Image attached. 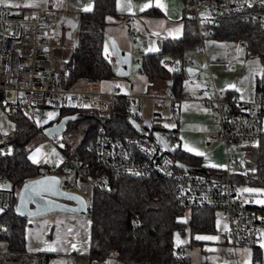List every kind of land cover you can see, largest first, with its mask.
Listing matches in <instances>:
<instances>
[{
	"label": "built area",
	"instance_id": "built-area-1",
	"mask_svg": "<svg viewBox=\"0 0 264 264\" xmlns=\"http://www.w3.org/2000/svg\"><path fill=\"white\" fill-rule=\"evenodd\" d=\"M183 11L195 23L202 42L206 38H214L218 18L225 14H241L264 29V0H184ZM56 24L57 14L49 6L15 15L8 7L0 5V113L3 116L13 119L21 116L31 124L41 125L46 123V119L39 117L37 122L36 118L45 109L58 111L66 108L82 114L92 111L101 116L109 113L117 94L111 95L112 100L105 99L99 81L78 79L71 86H66L68 70L57 68L54 63L59 57L52 56L53 49L62 48L60 42L54 41L53 28ZM232 41L237 51L252 52L245 39ZM202 42L197 46V52H203ZM225 49L230 50L228 47ZM161 64L173 69L177 60L166 57ZM185 64L197 70L186 74L185 82L189 89L174 92L167 87L165 96L171 101L173 112L177 111V103L187 99H195L202 108L211 111L218 129L210 138L227 147L224 169L212 172L205 168H181L158 139L114 137L103 127L86 149L92 155L91 161H83L76 153L67 155L59 135L47 137V167L50 171L62 167L68 173L86 176L93 188L110 187L114 177L143 178L150 174L166 177L173 182L180 206L187 209L199 206L214 208L226 222L220 232L232 247H255L261 239L264 210L255 205L249 193L239 190L232 173H252L246 166L249 156L244 146L263 133L264 88L259 86L264 68L254 75V97L244 100L237 95H228L226 90L216 88L212 81L202 76V70L209 72V60L195 66L194 57L189 56ZM220 64L224 69L234 68L231 60H221ZM79 81L83 83L81 88L76 87ZM126 99V110L132 118L141 122L139 96L129 93ZM234 146L245 151L243 161L233 155ZM9 151L10 133L0 129V154ZM7 180L8 177L0 175V181ZM62 186L67 189V186ZM14 194L9 187L0 188V214L12 206ZM173 247L176 258L185 260L183 248L176 238H173ZM222 255L230 260L234 251L227 250ZM0 264H37V254L28 249L0 250Z\"/></svg>",
	"mask_w": 264,
	"mask_h": 264
},
{
	"label": "trees",
	"instance_id": "trees-1",
	"mask_svg": "<svg viewBox=\"0 0 264 264\" xmlns=\"http://www.w3.org/2000/svg\"><path fill=\"white\" fill-rule=\"evenodd\" d=\"M149 13L159 14L151 8ZM120 14L116 11L115 0H94L90 10L80 12L79 28L74 46L67 50L63 57L55 60L57 68L68 70L66 86H71L78 79L102 81L113 77L111 61L105 56L103 44L106 16ZM183 33L180 38L162 40L160 51L148 52L139 59V68L149 79L161 77L170 81L169 87L174 92L182 89L185 80L184 52L199 44L195 23L185 15ZM214 38L232 40L245 39L249 49L264 61V29L260 25L241 14L230 13L218 18ZM165 56L177 60V66L168 70L162 66ZM259 86V85H258ZM264 88V71L260 86ZM126 96L117 95L106 115H98L92 111L83 112L81 119L68 124L67 130L82 132L78 141L73 144L64 143L67 155L78 154L83 161H91L92 155L86 152L103 127L114 137L142 136L128 122L131 115L126 110ZM74 111L61 108L56 118ZM15 129L10 134V151L0 154V174L11 181L15 194L12 206L0 214V241L5 242L6 249L23 250L26 243L27 217L17 213L15 209L16 191L24 181L45 172L62 173L63 168L50 171L47 164H36L29 154L34 144L44 140L43 127L47 124H29L24 117H16ZM146 138L153 139L152 132L162 134L165 129L150 125ZM172 130L171 139H176ZM166 138V137H165ZM167 141L170 143L168 138ZM248 153L247 168L250 172H234L232 179L238 184L264 187V132L253 142L244 146ZM174 160L187 165L205 168L208 171H221L202 166L201 156L181 149L172 148ZM90 241L88 264H108L112 258L126 264H183L174 253L173 238L182 236L189 228L190 234L214 232L215 210L208 206L185 208L177 203L172 180L158 174H150L143 178L114 177L108 188H93L89 202ZM264 210V206L262 207ZM186 216V219H185ZM253 264H260L261 249L253 247ZM37 254V264L41 260ZM49 254H44L45 260Z\"/></svg>",
	"mask_w": 264,
	"mask_h": 264
},
{
	"label": "crops",
	"instance_id": "crops-1",
	"mask_svg": "<svg viewBox=\"0 0 264 264\" xmlns=\"http://www.w3.org/2000/svg\"><path fill=\"white\" fill-rule=\"evenodd\" d=\"M93 2L94 0H7V3H0V5L8 7L15 15L26 14L36 8L46 6L53 8L57 14V24L53 28L54 41L62 44L61 50H66L70 40H72L70 49L76 42L80 12L86 11L85 9L90 10L93 7ZM183 2L184 0H115L116 11L120 16L124 17L106 16L105 40L103 44L104 54L112 63L114 75L109 79L100 81V85L103 97L107 100H112L111 95L113 94L123 96L129 93L137 94L139 96L138 109L143 119L141 122L152 118L165 120L166 118L169 119L170 114H173V125L175 126L172 130H175L174 134L177 138L178 146L195 155H198L197 152L203 153V155H198L201 156L202 166L212 168V165H216L215 168H220L221 170L226 167L227 147L224 143L210 138L211 134L218 129L211 111L202 108L195 99H187L177 103V111L173 112L172 103L165 96V90L169 87L170 81L161 77L149 79L139 68L140 57L148 52L160 51L163 39H177L182 36L184 24ZM145 5L148 6L145 7ZM151 8L157 10L159 14L149 13L148 10ZM59 22L61 23L60 29H56ZM73 30L74 34L72 33ZM109 38H113L121 49L131 52L129 74L127 76L122 77L115 74L118 60L113 52ZM214 40V38H206L203 42L200 40L199 44L203 43V52H197L196 48L199 44L185 50V75L187 74L185 59L189 56L194 57L195 66L202 64L205 60H209V55H206L205 49L210 47ZM191 51L203 55V60L201 61L198 56L191 55L189 53ZM226 54L227 57L224 59L234 62V68L225 70L235 71L238 57L234 51L229 50ZM166 57L170 58L168 56L164 58ZM221 60L223 59L218 58L216 64L221 66ZM221 68L223 67L221 66ZM203 72L207 71L202 70V76ZM220 88L226 90L228 95H237L244 100H251L256 91L255 82L249 88L232 87L231 85H223ZM182 89H189L185 80ZM162 105L167 107L165 108L167 116L162 117L161 115ZM161 122H157L156 126L159 125V127L166 129L160 124ZM262 128L264 132V122ZM189 148L193 149V151H189ZM54 174L59 176L62 174L64 176L61 184L67 186V189L72 190V187H74L77 190L72 191L78 192L82 196L84 194L87 195V203L89 205L93 187L86 176L68 173L65 170L62 173L54 172ZM240 186L256 190L246 192L252 198L253 194H260L261 191L259 190L264 189V187L248 184H238L239 188ZM255 205L260 209L264 206V204L258 205L256 203ZM225 226L226 222L224 219L220 218L215 212L214 232L191 235L189 228H187L182 236L174 237L183 248V254L186 258L183 264H253V247H232L220 232ZM25 235V248L36 254H38V250L40 253H47L49 254L48 259L54 255H62L71 258L74 261L73 264H77V256L86 257L88 261L90 219L87 214L76 215L64 211H51L31 216L30 218L27 217ZM197 237H215V239H197ZM260 237L258 244L261 249L260 264H264V246H262L264 245V226L260 228ZM3 243L6 249V244L5 242ZM227 250L234 251V257L230 260L225 259L222 255ZM108 264H119V262L112 259Z\"/></svg>",
	"mask_w": 264,
	"mask_h": 264
},
{
	"label": "rangeland",
	"instance_id": "rangeland-1",
	"mask_svg": "<svg viewBox=\"0 0 264 264\" xmlns=\"http://www.w3.org/2000/svg\"><path fill=\"white\" fill-rule=\"evenodd\" d=\"M59 23H58V26H56L57 27L56 29H60L61 23L60 25ZM72 33L73 34L75 33L74 30ZM214 39L215 40L213 41V43H211L212 45H210V47H206L205 49L206 55H209L208 56L210 58L209 60L213 63L209 67V72H203V77L207 81H212V83L214 84L216 88H220L223 85H231L232 87L238 86V87H245V88L251 87L254 84V75L259 74L264 68L263 59L257 54H255L254 52H248L245 50L237 51L235 49V44L233 43L232 40H224V39H218V38H214ZM71 41L72 40H70L66 50L53 49L52 56L54 57L62 56L63 57L64 53L70 49V44H72ZM226 47H228L230 51H234L235 55L238 57L237 59L238 64H237V68L235 71L225 70L221 68V66L216 64L218 58L224 60V58L227 57L226 53L228 51H226L225 49ZM189 53L193 56H196V57L198 56L199 59H201V61L203 60V57H204L203 55L198 54L195 51H191ZM82 86H83L82 82H79L76 85V87L78 88H81ZM162 108H163L161 112L162 117L167 116V110L165 109L167 108L166 105H162ZM49 114H53V115L49 116ZM57 115H58V111L56 109H45L40 112V114L36 118V121L39 117H44L46 119V122H49L50 120L56 118ZM141 120L143 119L141 118ZM145 121H149L151 124H155V125L157 122L162 121L160 124H162V126L166 128L163 131L164 133L163 135L166 138H168V140L171 143L170 145L172 148H175L176 146H178L177 138L174 140L171 139V133H172V128H173L172 125L174 123L173 114H170L169 119L166 118L165 120L164 119L155 120L152 118L150 120H145ZM166 125L168 126L166 127ZM15 126L16 124L13 118L3 116L0 113V129H4L11 134L12 131L15 129ZM81 133L82 132H76L74 129L71 128L69 130H66L64 133L59 134V137L64 143H68L70 145L78 141ZM143 135L146 137L147 132H144ZM47 143H48L47 139H44L34 144L29 154V158L34 163L36 164H47L48 163L49 164L48 158L46 155ZM232 153L237 160L243 161V158L245 156V151L243 149L234 146ZM212 169L220 170V168H215V167H212ZM59 177L61 180H64V176L62 174ZM7 187H11L10 180H7L6 182L0 181V188H7ZM239 189L242 191L243 189H246V187L240 186ZM72 190H77V189H74V187H72ZM259 191H261L260 194L259 193L253 194V199L256 204L263 205L264 204V189H261ZM17 194H18V190L16 191V195ZM84 196H85V199L88 201L87 195L84 194ZM185 219H186V216H185ZM4 249H5L4 243L0 241V250H4ZM37 253L39 254L38 257L41 260V264H73L74 263V261H72L71 258L62 256V255H54L50 259L45 260V256L43 253H40L39 250L37 251ZM77 257H78V260L76 261L77 264H88L86 257H82V256H77ZM111 261H112V258L108 261V263ZM116 262H119V264H125L118 260H116Z\"/></svg>",
	"mask_w": 264,
	"mask_h": 264
},
{
	"label": "water",
	"instance_id": "water-1",
	"mask_svg": "<svg viewBox=\"0 0 264 264\" xmlns=\"http://www.w3.org/2000/svg\"><path fill=\"white\" fill-rule=\"evenodd\" d=\"M113 41L115 42V48L113 47ZM109 42L118 60L115 74L122 77L127 76L129 74L131 52L121 49L113 38H109ZM185 69L188 74H193L197 71L195 68L189 66H186ZM82 116L83 114L78 112L64 115L57 121L47 123L43 127V134L46 137L62 134L67 130L70 122L81 119ZM128 122L138 133L147 132L151 127L149 121L139 122L132 117L128 118ZM152 134L168 151L172 152L171 145L161 132L154 130ZM176 165L187 170L203 169L177 160ZM15 209L18 214L24 217H31L51 211H64L76 215H85L89 212L90 208L84 196L62 186L59 175L48 173L44 170L41 176L28 179L19 187Z\"/></svg>",
	"mask_w": 264,
	"mask_h": 264
},
{
	"label": "snow or ice",
	"instance_id": "snow-or-ice-1",
	"mask_svg": "<svg viewBox=\"0 0 264 264\" xmlns=\"http://www.w3.org/2000/svg\"><path fill=\"white\" fill-rule=\"evenodd\" d=\"M0 3H7V0H0ZM16 6H19V5H16ZM26 6H30V5H26ZM148 5H145V7H147ZM86 11L88 10V9H85ZM113 47L115 48V42L113 41ZM51 115H53V114H49V116H51ZM168 125H166V127H167ZM175 125H172V127H174ZM187 147V146H186ZM189 151H193V149H188ZM197 154L198 155H203V153H199V152H197ZM213 167H216V165H212ZM45 190H47V189H45ZM242 191H244V192H253V191H256V190H254V189H243ZM37 194H39V192H37ZM197 239H215V237H197ZM262 246H264V245H262Z\"/></svg>",
	"mask_w": 264,
	"mask_h": 264
}]
</instances>
